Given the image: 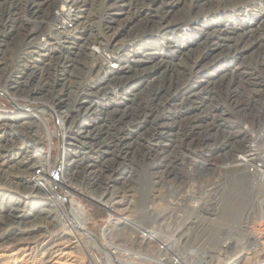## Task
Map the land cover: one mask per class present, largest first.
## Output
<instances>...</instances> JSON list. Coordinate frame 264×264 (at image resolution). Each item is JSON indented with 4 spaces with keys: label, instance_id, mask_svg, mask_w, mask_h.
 I'll return each mask as SVG.
<instances>
[{
    "label": "bare ground",
    "instance_id": "obj_1",
    "mask_svg": "<svg viewBox=\"0 0 264 264\" xmlns=\"http://www.w3.org/2000/svg\"><path fill=\"white\" fill-rule=\"evenodd\" d=\"M0 91L44 102L68 133L56 161L38 151L44 116L18 108L0 117V264H68L74 253L88 264H132L113 255L128 225L141 245L127 256L152 260L158 243V264L212 263V253L184 251L120 215L130 199L214 186L218 173L228 182L205 196L244 203L253 191L257 208L241 239L228 233L227 257L241 250L227 264L264 262V0H0ZM41 161L48 172L34 179ZM64 179L118 214L102 239L82 204L60 194Z\"/></svg>",
    "mask_w": 264,
    "mask_h": 264
},
{
    "label": "rangeland",
    "instance_id": "obj_2",
    "mask_svg": "<svg viewBox=\"0 0 264 264\" xmlns=\"http://www.w3.org/2000/svg\"><path fill=\"white\" fill-rule=\"evenodd\" d=\"M14 98L15 97H12L10 93L0 91V117L7 116V115L13 116L16 113H20L18 108H21L24 112H27L28 114L29 113L33 114V113L38 112L42 116H44L45 119L47 120V125L49 126V133L44 132L43 127L40 128V134H41L43 146H41L38 149V151L47 152L48 157H49V153L52 154L53 152L54 153L53 157L57 161L58 158L61 157L62 148L63 150L65 148L64 146L66 142L65 138L68 135L67 130H66V125L63 126L62 128L59 126V123L57 119L55 118L54 114L52 113L50 108L44 104V102L37 103L27 98H21L20 100H14ZM62 134L64 136L63 138H62ZM20 143H21V140L16 139L15 146L20 147L21 146ZM1 145H0V149L4 148V147H1ZM38 151L34 153V156L36 157V162H37V152ZM47 162H48V159H47ZM47 162H42V161L40 162L39 165H43L40 168L41 175L40 176L34 175L33 176L34 179L42 178V176L48 172L46 166H44L47 164ZM58 168H59V165L56 164L54 169H58ZM62 170H63V167H62ZM212 176L215 179L213 180V182L216 183V185L214 186L218 187V189L221 186H222L221 188H224V186L228 182L227 180L230 178V177L229 178L227 177L226 179L224 178L225 177L224 175L222 174L220 175L219 173L216 175H212ZM82 183H83L82 181H76L73 183V180L64 179L62 180V184L59 186L58 190L61 195H67L69 193L72 196V198L78 201L76 202L77 206H81L82 204L83 208L85 209L88 215V229L92 230L93 232L96 231V233L102 239L105 228L107 227L110 228L112 226L114 220L112 221L111 219L116 218L115 216L118 214H114L115 216H113V213L109 212L110 205L98 201L95 197L94 191L92 192L91 190L89 191L86 185H83L84 183L83 184ZM194 185L197 186L198 188L195 187ZM189 186L190 187L192 186L191 189ZM214 186L212 184L210 185L209 183H206L202 186L194 183L192 185L190 184L186 185L185 188H183L182 193L178 191L176 192L173 189V191L171 190L172 192L166 191L168 192V194L166 192L161 193V191L160 190L158 191V189H155L153 191L151 190V192L149 191L145 195V197L146 196L148 197L146 198L141 197L142 199L136 197V199H130L131 201H128L126 204L122 205L121 208L127 211V213L125 212V214H121L120 216L122 219H127L128 221L126 222H128L129 224L131 222L133 224V221L138 222V223H143V225H148V226L150 225V227L152 228L154 227L155 229H159V232L161 231L160 233H163L164 235L165 234L170 235V237H173L175 239V242L172 241L170 242V244L180 243L183 246L184 251L185 250L189 251L192 249L195 250L198 248L197 250L200 251V253H204L206 251H208L209 254L212 253L216 257L212 263L208 261L209 264H227V262L235 256L234 254L237 255L239 250H241L239 247H237L232 252V254L231 255L229 254V256L227 257L228 249L225 246L227 245V240L229 236L228 233H232L236 239L237 238L241 239V235L239 234H241L240 232H241L242 226L245 225L247 214L249 215L251 214L250 212H255V211L257 212V208L255 205V199L253 197V191H252V196L250 192L248 191V196L246 200L244 199V203H242V201H238L240 200L238 199V197L233 198L234 199L233 202H230L227 197L228 193L224 196H219L220 194L219 192L217 194L210 193L211 195L206 194L207 196H205V193H204L205 191H207L208 193L215 191ZM192 190L194 192L197 191L199 195L197 193L195 194L194 192L192 193ZM185 192L187 193L185 194ZM184 195H187L185 196L186 198H184ZM213 195H216V197ZM16 197H18V195L14 196V198ZM126 208H130V210ZM144 208L147 210H144ZM151 208H153L154 210L148 211V210H151ZM194 213L197 214L198 216L196 217V219L194 220L192 219L193 221L196 222V224H191L189 230L186 229V230L180 231L178 229L180 224L184 223L186 218L189 215L194 214ZM210 220H212L213 225H211L209 228H206L205 226H209V223L207 224V222ZM255 224L257 225L259 224V222L256 221ZM124 225L126 224L124 223ZM128 227L130 229H127L125 230V232L123 231L121 232V234L120 233L118 234L119 242H114V245L120 244L122 246L123 244L125 246V249L117 253L116 255L115 254L113 255L120 261L132 263V264H148V263L158 264L157 262L154 261V260H157V258L155 257H157V254H158L156 252V247L157 248L160 247L158 243L154 245L150 244V246L152 247L151 249L154 250L153 253H150V255L152 256L154 255V257H152L153 261L147 260V259L140 260V259H136L131 256L125 255L127 251L129 250H133L135 252L136 251L135 249L140 248V245H141L139 244V242H137V240H139L138 237H133L134 232H132V227L129 225ZM209 236L210 238L213 237V239H211L212 242L209 241L208 243L207 239H209L208 238ZM133 239H135L136 242L131 243V240ZM144 246L145 245H143V247ZM108 249L109 251L113 250L111 246L108 247ZM1 250H2V253H4L5 255H10L11 254L10 251L13 249L9 246H6V247H2ZM15 251H18V253L21 254L20 255L21 258L24 257V251L21 247L17 248ZM96 254L100 257V259L103 257L102 254H100L99 252H96ZM82 257H83L82 254L74 253L73 259H71V261L73 260L74 261L73 262L68 261V262L70 264L71 263L72 264H88L87 262H85L86 259L83 260ZM262 263L264 262H261V264ZM253 264H259V263H253Z\"/></svg>",
    "mask_w": 264,
    "mask_h": 264
}]
</instances>
